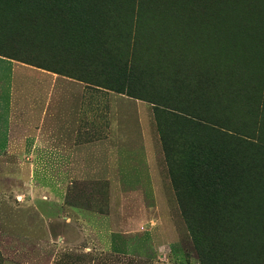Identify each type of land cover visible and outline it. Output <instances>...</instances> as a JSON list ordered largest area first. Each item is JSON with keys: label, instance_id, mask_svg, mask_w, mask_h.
I'll list each match as a JSON object with an SVG mask.
<instances>
[{"label": "rangeland", "instance_id": "374dc122", "mask_svg": "<svg viewBox=\"0 0 264 264\" xmlns=\"http://www.w3.org/2000/svg\"><path fill=\"white\" fill-rule=\"evenodd\" d=\"M82 10L78 26L103 27L117 50L96 62L79 49L52 54L54 26L42 7L34 9L30 36L12 43L30 38L29 45L0 50L51 70L55 88L47 148L0 156V264H201L162 142L160 123L168 118L146 100L160 96L201 118L258 132L263 144L239 151L245 172L233 183L224 221L197 206L193 216L221 239L230 264H264V0H83ZM65 26L75 25L67 19ZM181 26L193 29L181 36ZM201 26L211 28L208 65L191 48L195 38L208 40ZM10 27L0 26V36ZM162 38L168 60L185 63L187 77L178 71L177 78L191 93L168 91L169 80L151 77L148 60H162ZM133 43L135 97L106 88L125 63L123 46ZM215 61L239 77L244 100L234 110L227 97L208 94Z\"/></svg>", "mask_w": 264, "mask_h": 264}, {"label": "trees", "instance_id": "16d2710c", "mask_svg": "<svg viewBox=\"0 0 264 264\" xmlns=\"http://www.w3.org/2000/svg\"><path fill=\"white\" fill-rule=\"evenodd\" d=\"M38 7L46 9L47 19H52L51 26H54L50 47L52 48V54L64 56L65 53L69 54L71 51H74L71 53L76 54L75 50L78 51L79 49V52H82L83 55H87L89 58L93 57L94 62H96L95 58L101 59L106 56L107 49L109 52L117 50L116 40L113 39L112 42H109L104 37L105 30L103 27L94 25L78 26L80 13L83 12V0H0V26L6 28L8 26H15V28L10 27L11 31H6L9 35L0 36V50L2 48L17 50L20 46L29 45L30 38L22 39L23 44L12 43L16 36L23 37L28 30L30 31L28 27L32 26L35 19L34 9ZM181 10L179 8L178 19L180 21ZM67 19L71 20L75 26H65ZM201 27L208 28V40L206 42V36L201 37L202 41L195 38L197 42L193 41L191 48L201 56L202 60L205 57V63L207 62L208 65V56L211 55L208 49L210 47L211 28L210 26ZM191 28L193 29V26H181L177 34L185 36L183 32L189 34L187 29L190 30ZM163 34L167 35V33ZM26 36H30V34ZM176 38L179 39V35ZM162 39L163 47L161 54L163 55L158 54L162 60L153 61L152 58L148 60L153 64L155 69V72L151 73V77L162 76V81L166 82L169 80V85L165 84L168 91H176L183 94L191 93L185 92L186 89L182 88L181 82L177 78L178 71L184 75L185 63L174 62L172 59L168 60L173 54L170 47L165 43L167 38ZM133 45L129 44L127 46L125 44L123 46L122 50H124L125 57L123 60H125V63L123 65L124 61H122L116 80L107 85L106 88L120 93L126 91L129 96L135 97L130 94L131 88L138 77V71L134 65L135 45ZM43 47H45L44 50L46 52L48 46L45 44ZM145 48L144 51H147L148 55H150L152 51L151 46L147 44ZM181 53L182 57L186 56V53L189 52L184 48L181 50ZM0 55L11 59H15L16 57L13 54H5L1 51ZM176 55L178 58L179 53H176ZM185 59L183 61H191L188 58ZM16 60L35 65L25 57L24 59L19 58ZM146 66L147 72L153 70V68L150 70L151 65L146 63ZM38 67L46 69L42 64L38 65ZM220 69L221 65L215 61L214 75L208 94L213 99L220 98L221 96L227 97V106L234 110L238 99L244 100L242 88L238 86L239 77H236L232 73L222 72ZM165 71L166 73H164ZM54 72L62 73L59 69H55ZM140 74H145V72L142 71ZM184 76L187 77V75ZM165 94L169 96L168 92ZM160 97H151L146 100L154 105L155 112H158L160 116L163 115L168 118L169 123H160L162 142L170 175L186 216V221L201 264H230L226 261L228 255L221 239L215 236L214 232L210 233L211 228L209 224H201L194 218L193 207L202 208L208 217L211 213L217 214L219 221L223 222L227 210V203L225 202L234 187L233 183L240 176H243V171L245 172L239 159V151H241L244 143L260 145L263 143L260 140L258 132L255 130L251 134L243 133L236 128L227 126L221 120L216 119L214 121L201 118L192 114L187 106H176L172 102H169V100H166V97ZM239 142H241V145ZM187 198L192 199V206H190L191 203L185 202ZM213 208H216V210ZM207 219L210 220V218ZM233 264H239L238 259L234 260Z\"/></svg>", "mask_w": 264, "mask_h": 264}, {"label": "crops", "instance_id": "0c3cea01", "mask_svg": "<svg viewBox=\"0 0 264 264\" xmlns=\"http://www.w3.org/2000/svg\"><path fill=\"white\" fill-rule=\"evenodd\" d=\"M54 73L0 55V156L37 155L53 139Z\"/></svg>", "mask_w": 264, "mask_h": 264}]
</instances>
